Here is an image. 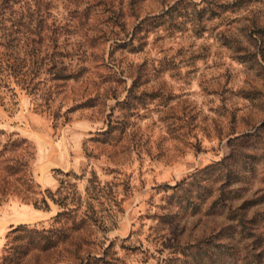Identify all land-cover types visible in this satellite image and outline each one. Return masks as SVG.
I'll use <instances>...</instances> for the list:
<instances>
[{
  "label": "rangeland",
  "instance_id": "obj_1",
  "mask_svg": "<svg viewBox=\"0 0 264 264\" xmlns=\"http://www.w3.org/2000/svg\"><path fill=\"white\" fill-rule=\"evenodd\" d=\"M54 6L70 76L0 87V264H264V0Z\"/></svg>",
  "mask_w": 264,
  "mask_h": 264
},
{
  "label": "trees",
  "instance_id": "obj_2",
  "mask_svg": "<svg viewBox=\"0 0 264 264\" xmlns=\"http://www.w3.org/2000/svg\"><path fill=\"white\" fill-rule=\"evenodd\" d=\"M54 7V0H0V87H6L14 96V88L10 87V82H14L16 86L25 89L28 93H35L38 90L37 86L42 80L37 81V78H40L43 66H48V71L52 75L51 79L54 81L65 80L70 76L63 61L52 57L47 63H43L39 58L38 46L43 42L44 30L54 34L55 29H58L52 11ZM86 9L77 6L74 11L83 13ZM51 17L53 20L50 22ZM51 47L55 49L57 45L53 43ZM57 86L54 84V87ZM0 99L4 100L1 93ZM64 183L65 186L69 184L61 181V187H64L62 185ZM49 197L60 208L65 209H68L73 201L70 195H65L58 201L51 195ZM39 202L43 204V207L38 206ZM33 205L45 210L49 207L45 197L34 200ZM60 214L62 212H59L57 216ZM258 239L260 234L254 238L256 241ZM249 246L244 251L246 257L264 259V246L260 249L254 243Z\"/></svg>",
  "mask_w": 264,
  "mask_h": 264
}]
</instances>
